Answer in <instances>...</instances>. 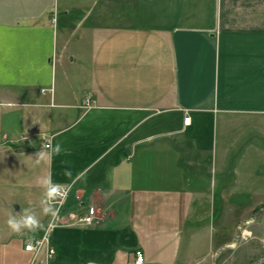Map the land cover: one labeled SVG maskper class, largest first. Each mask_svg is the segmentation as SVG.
<instances>
[{
  "label": "crops",
  "instance_id": "1",
  "mask_svg": "<svg viewBox=\"0 0 264 264\" xmlns=\"http://www.w3.org/2000/svg\"><path fill=\"white\" fill-rule=\"evenodd\" d=\"M253 117L264 0H0V264H33L43 177L100 217L56 229L52 264H198L196 202L240 147L226 122ZM29 208L42 227L13 232Z\"/></svg>",
  "mask_w": 264,
  "mask_h": 264
},
{
  "label": "rangeland",
  "instance_id": "2",
  "mask_svg": "<svg viewBox=\"0 0 264 264\" xmlns=\"http://www.w3.org/2000/svg\"><path fill=\"white\" fill-rule=\"evenodd\" d=\"M226 123L225 140L240 147L229 154L225 175L214 168L212 184H204L208 196L196 202L193 221L201 230L194 256L198 264L205 258L209 264H258L264 258V118Z\"/></svg>",
  "mask_w": 264,
  "mask_h": 264
},
{
  "label": "built area",
  "instance_id": "3",
  "mask_svg": "<svg viewBox=\"0 0 264 264\" xmlns=\"http://www.w3.org/2000/svg\"><path fill=\"white\" fill-rule=\"evenodd\" d=\"M48 90L42 89L41 92L44 94ZM51 91V90H50ZM185 124L189 125L191 117L188 112L185 113ZM46 149H50L51 145L46 143ZM61 196L54 202V208L56 215L50 214L47 219L44 233L37 238H34L25 244V250L32 254L33 264H52L56 250L52 244V234L58 228H89L98 224L99 214L94 206H88L85 212H75L67 209V200L73 190L74 184L61 185ZM146 256L143 251H135V264H145Z\"/></svg>",
  "mask_w": 264,
  "mask_h": 264
},
{
  "label": "clouds",
  "instance_id": "4",
  "mask_svg": "<svg viewBox=\"0 0 264 264\" xmlns=\"http://www.w3.org/2000/svg\"><path fill=\"white\" fill-rule=\"evenodd\" d=\"M43 148H47V145H43ZM54 153L60 155L64 150L60 144H57L54 148ZM42 151L38 153L37 160H42ZM66 176L71 177V172L66 171L64 173ZM79 179V176L77 177ZM38 183L44 188V198L41 201L42 210L44 213H51L56 215V210L54 208V202L58 197L61 196V187L58 184H54L50 177L41 178ZM7 224L9 228L15 233H21L23 230L27 229L29 231H35L37 228L42 227L35 210L33 208L22 209L19 214V218L15 215H11L7 219Z\"/></svg>",
  "mask_w": 264,
  "mask_h": 264
},
{
  "label": "flooded vegetation",
  "instance_id": "5",
  "mask_svg": "<svg viewBox=\"0 0 264 264\" xmlns=\"http://www.w3.org/2000/svg\"><path fill=\"white\" fill-rule=\"evenodd\" d=\"M258 264H264V258L260 260Z\"/></svg>",
  "mask_w": 264,
  "mask_h": 264
}]
</instances>
